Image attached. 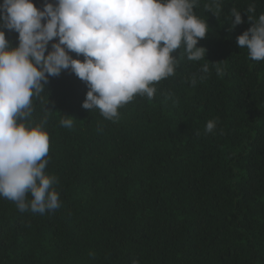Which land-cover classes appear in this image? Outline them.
I'll return each instance as SVG.
<instances>
[{
    "label": "trees",
    "instance_id": "trees-1",
    "mask_svg": "<svg viewBox=\"0 0 264 264\" xmlns=\"http://www.w3.org/2000/svg\"><path fill=\"white\" fill-rule=\"evenodd\" d=\"M233 10L244 21L234 28ZM193 11L209 27L205 59L176 50L175 74L116 120L82 107L88 88L70 69L48 77L22 122L47 115L44 171L60 207L21 212L0 197V264H264V60L237 45L264 0H198Z\"/></svg>",
    "mask_w": 264,
    "mask_h": 264
},
{
    "label": "clouds",
    "instance_id": "clouds-1",
    "mask_svg": "<svg viewBox=\"0 0 264 264\" xmlns=\"http://www.w3.org/2000/svg\"><path fill=\"white\" fill-rule=\"evenodd\" d=\"M198 0H56L43 10L32 0H3L0 4V197L14 202L19 211L45 213L60 207L47 175L49 136L47 115L32 126V98L44 90L49 76L70 69L88 91L82 107L98 109L108 120L134 97H154V84L175 74L176 50L183 46L189 61L205 59L198 41L208 24L194 14ZM215 3L216 0H213ZM254 6L247 9L254 12ZM232 27L240 25L233 10ZM249 27L237 37L248 58L264 60V14L248 16ZM3 29L18 33L12 47ZM53 40L58 42L48 45ZM47 53V54H46ZM69 53L83 56V61ZM207 72L205 66L202 69ZM218 74H220L218 70ZM43 82V83H42ZM195 79L192 84L195 85ZM45 112H52L45 108ZM74 118L60 123L71 128ZM215 121H208L211 133ZM31 199H28V197ZM136 264V262H133Z\"/></svg>",
    "mask_w": 264,
    "mask_h": 264
}]
</instances>
